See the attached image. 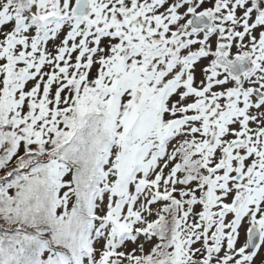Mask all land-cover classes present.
I'll return each instance as SVG.
<instances>
[{
	"label": "snow or ice",
	"instance_id": "snow-or-ice-1",
	"mask_svg": "<svg viewBox=\"0 0 264 264\" xmlns=\"http://www.w3.org/2000/svg\"><path fill=\"white\" fill-rule=\"evenodd\" d=\"M0 264H264V0H0Z\"/></svg>",
	"mask_w": 264,
	"mask_h": 264
}]
</instances>
